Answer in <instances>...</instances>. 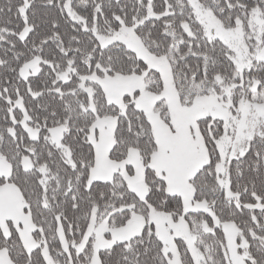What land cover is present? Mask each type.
Wrapping results in <instances>:
<instances>
[{
	"label": "snow or ice",
	"instance_id": "obj_1",
	"mask_svg": "<svg viewBox=\"0 0 264 264\" xmlns=\"http://www.w3.org/2000/svg\"><path fill=\"white\" fill-rule=\"evenodd\" d=\"M0 264H264V0H0Z\"/></svg>",
	"mask_w": 264,
	"mask_h": 264
}]
</instances>
